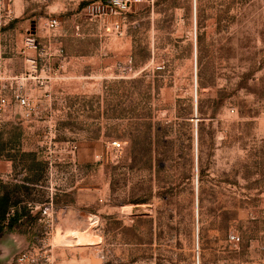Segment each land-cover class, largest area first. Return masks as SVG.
Wrapping results in <instances>:
<instances>
[{
    "label": "rangeland",
    "instance_id": "obj_1",
    "mask_svg": "<svg viewBox=\"0 0 264 264\" xmlns=\"http://www.w3.org/2000/svg\"><path fill=\"white\" fill-rule=\"evenodd\" d=\"M1 58L0 264H264V0H0Z\"/></svg>",
    "mask_w": 264,
    "mask_h": 264
},
{
    "label": "trees",
    "instance_id": "obj_2",
    "mask_svg": "<svg viewBox=\"0 0 264 264\" xmlns=\"http://www.w3.org/2000/svg\"><path fill=\"white\" fill-rule=\"evenodd\" d=\"M8 185V183L4 184L0 179V238L5 232L13 230L21 219L18 205L14 202L13 192L7 188ZM22 187L24 189L27 188L24 186ZM12 211H14L13 215Z\"/></svg>",
    "mask_w": 264,
    "mask_h": 264
},
{
    "label": "built area",
    "instance_id": "obj_3",
    "mask_svg": "<svg viewBox=\"0 0 264 264\" xmlns=\"http://www.w3.org/2000/svg\"><path fill=\"white\" fill-rule=\"evenodd\" d=\"M55 21H51L50 25L54 26ZM4 78V77H3ZM5 81L0 79V124L4 121V116L11 104V99H14L16 103L21 107H26L29 104V100L15 89L14 85L17 84V78H5ZM117 145V144H116ZM232 243L239 242L240 238L236 235L230 236Z\"/></svg>",
    "mask_w": 264,
    "mask_h": 264
},
{
    "label": "crops",
    "instance_id": "obj_4",
    "mask_svg": "<svg viewBox=\"0 0 264 264\" xmlns=\"http://www.w3.org/2000/svg\"><path fill=\"white\" fill-rule=\"evenodd\" d=\"M2 60H0V66L2 67L4 64H6L7 62L5 61L4 58H1ZM0 73V79L2 81H5V77ZM11 78H17L16 76H12ZM8 113H11V111H9ZM7 117V116H6ZM9 123H13L14 118L12 117ZM14 168V160L13 158L7 159V158H1L0 157V179L3 181L4 184H7L8 181L11 180V178L13 177V170ZM12 181V180H11ZM19 183V182H17ZM25 187H32L30 186L29 181H27V183L25 182H21ZM19 183V184H21ZM14 214V211H12V215ZM21 222V220L19 221ZM17 231H7L5 232L4 235L1 236L0 240L2 241H9V240H14L15 238H17ZM3 250V249H2ZM8 256V253H5V251H1L0 253V261L4 258H6Z\"/></svg>",
    "mask_w": 264,
    "mask_h": 264
},
{
    "label": "bare ground",
    "instance_id": "obj_5",
    "mask_svg": "<svg viewBox=\"0 0 264 264\" xmlns=\"http://www.w3.org/2000/svg\"><path fill=\"white\" fill-rule=\"evenodd\" d=\"M86 241H91L90 239H86L84 242H86Z\"/></svg>",
    "mask_w": 264,
    "mask_h": 264
},
{
    "label": "water",
    "instance_id": "obj_6",
    "mask_svg": "<svg viewBox=\"0 0 264 264\" xmlns=\"http://www.w3.org/2000/svg\"><path fill=\"white\" fill-rule=\"evenodd\" d=\"M0 242H1V240H0ZM1 251H3L2 248H1ZM1 251H0V253H1Z\"/></svg>",
    "mask_w": 264,
    "mask_h": 264
}]
</instances>
